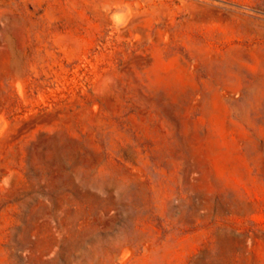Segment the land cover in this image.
<instances>
[{"label":"rangeland","instance_id":"1","mask_svg":"<svg viewBox=\"0 0 264 264\" xmlns=\"http://www.w3.org/2000/svg\"><path fill=\"white\" fill-rule=\"evenodd\" d=\"M0 264H264V0H0Z\"/></svg>","mask_w":264,"mask_h":264}]
</instances>
